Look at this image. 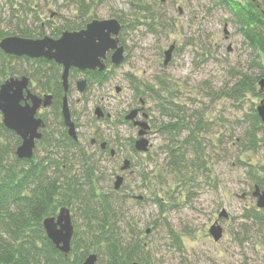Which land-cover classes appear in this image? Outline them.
Masks as SVG:
<instances>
[{"label": "rangeland", "instance_id": "rangeland-1", "mask_svg": "<svg viewBox=\"0 0 264 264\" xmlns=\"http://www.w3.org/2000/svg\"><path fill=\"white\" fill-rule=\"evenodd\" d=\"M16 1L14 13L7 0H0V29L13 33L23 27L31 38H55L58 29L64 32L74 23L82 29L93 19L117 18L124 25L120 32L123 63L110 62L109 81L91 83L84 92L77 89V82L86 78L84 73L72 71L69 105L79 142L97 169V186L123 201L116 204L119 225L124 232L134 229L151 264H264V225L245 217L249 211L264 213L252 195L257 185L254 175L264 181V143L259 141L256 150L244 148L248 115L264 93L259 84L261 96L249 94L240 101L229 94L239 72L259 70L232 11L221 0H142L154 12L153 22L135 6L138 0ZM172 44V59L165 65V51ZM130 76L137 78L140 93ZM160 78L167 86L161 95L180 109L171 107L178 111L172 119L160 112V101L145 92L144 84L158 91ZM97 108L107 116L99 118ZM133 110L138 111L136 120L150 126L147 152L132 149L140 138L139 127L126 119ZM39 114L57 129L50 108ZM182 119L190 129L174 133L163 129ZM191 129H196L199 140L197 152L195 141L185 142ZM257 137L260 140L264 134ZM94 138L107 141L115 155L102 152L100 144L94 147ZM170 147L184 152L186 167L181 171L171 163ZM126 160L130 164L122 172ZM77 169L75 165L73 171ZM117 175L125 178L119 190L114 186ZM156 197L167 203L164 212ZM222 210L228 218L219 219ZM71 213L73 222H82L76 208ZM216 219L224 229L219 241L210 234ZM91 253L99 259L97 249Z\"/></svg>", "mask_w": 264, "mask_h": 264}, {"label": "trees", "instance_id": "trees-1", "mask_svg": "<svg viewBox=\"0 0 264 264\" xmlns=\"http://www.w3.org/2000/svg\"><path fill=\"white\" fill-rule=\"evenodd\" d=\"M7 1L15 13V4H18V1ZM221 1L232 11L245 43L255 54L254 64L259 69L257 74L239 72L229 94L240 101L249 94L261 96L258 85L264 78V0ZM135 6L145 12V19L149 17L153 22L156 21L149 4L138 0ZM81 11L83 15L86 14L82 9ZM80 28L81 26L74 23L69 30ZM62 32L58 29L53 35L56 38ZM9 35L33 37L23 27L13 33L0 29V41ZM106 63L110 64L109 58ZM72 71L79 72L74 68ZM62 73V66L54 61L8 55L0 49V87L12 77H29L30 90L33 93L53 96L49 108L57 119V129L50 127L47 122V126L42 130L43 137L37 143L33 159H20L16 150L22 139L5 126L0 112V264H83L91 251L96 249L100 252L96 264H132L136 260L142 264H151L148 250L139 237L134 235V229L130 228V231L124 232L125 229L119 225L121 216L116 204L123 201L118 197L117 200L114 199L115 193L105 192L97 186L99 180L95 175L97 169L91 163L92 156L88 155L79 140L72 139L68 134L62 118L65 95ZM112 73V69H107L86 71L84 75L89 85H102L109 81ZM130 78L133 88L140 93L142 88L136 84L137 78ZM158 82V91L154 86L144 84L147 88L145 92L159 100L160 112L172 119L177 116L173 113L178 114V111L171 107L178 108V105L161 95L162 88L167 87L166 80L160 78ZM262 91L264 93V90ZM70 93L71 86L68 96ZM43 118L45 119L44 116ZM248 119V142L244 148L256 150L259 141L264 143V137L260 140L257 137L260 132L264 134V125L256 108L252 109ZM183 122V119L179 123L169 122L163 129L169 133L179 132L183 127L190 129ZM199 122L202 123V118L195 123L197 129L200 128ZM195 132L196 129H191V134L185 142L191 144L195 141L193 144L197 152L200 147ZM132 149L136 152L134 145ZM169 151L171 163L176 168L181 171L182 167H186V157L179 147H170ZM75 165L78 166L76 173L73 171ZM254 176L259 187L264 189V181L259 180L257 175ZM156 198L161 212H164L167 203L160 197ZM62 207H68L70 210L76 208L77 215L83 218L81 223L74 219L75 232L68 255L61 252L48 238L43 225L45 218L55 216ZM245 217L264 225V213L249 211ZM128 233L133 236L128 237Z\"/></svg>", "mask_w": 264, "mask_h": 264}, {"label": "water", "instance_id": "water-1", "mask_svg": "<svg viewBox=\"0 0 264 264\" xmlns=\"http://www.w3.org/2000/svg\"><path fill=\"white\" fill-rule=\"evenodd\" d=\"M121 29L122 23L117 18L93 19L80 30L64 31L59 38L6 36L0 41V49L8 55L25 56L31 59L43 58L62 66V82L65 90L62 105L63 121L69 136L77 140L76 125L72 118L68 99L70 71L72 68L82 72L104 71L107 68L105 61L110 52H112V63L120 65L125 59V48L120 44L119 37ZM174 49L175 44H172L165 51V65L171 61ZM259 84L261 91L264 90V78ZM29 85L30 78L23 76L7 79L0 87V112L3 123L22 139L16 150V155L20 159H33L37 141L43 137L41 130L46 127L44 119L38 116L39 110L51 106L53 100L51 94L39 96L33 93ZM86 85L85 79L78 81V90L83 92ZM256 109L264 125V99ZM96 114L98 117L103 116L100 108L96 109ZM137 115L138 111L133 110L126 119L132 120L135 126H140L138 132L140 138L136 141L135 148L139 152H147L150 142L146 135L150 126L146 121H137ZM102 145L104 147L106 143ZM129 164L130 161L126 160L123 170L127 169ZM122 182L123 176L119 175L115 188H120ZM253 196L258 197L257 206L264 208V190L256 185ZM222 217H229L225 210L219 214V219ZM43 225L48 238L61 252L68 255L71 251L75 231L70 209L68 207L60 208L55 216L45 218ZM210 234L215 241H219L223 237V227L218 219L210 227ZM97 261L98 255L92 253L88 255L83 264H96ZM132 264L142 263L134 261Z\"/></svg>", "mask_w": 264, "mask_h": 264}, {"label": "flooded vegetation", "instance_id": "flooded-vegetation-1", "mask_svg": "<svg viewBox=\"0 0 264 264\" xmlns=\"http://www.w3.org/2000/svg\"><path fill=\"white\" fill-rule=\"evenodd\" d=\"M255 1V0H254ZM111 55H112V52H110L109 54H108V57H107V59H106V61L108 60V58L110 59V62H111ZM123 63V62H122ZM121 63V64H122ZM120 64V65H121ZM106 65H107V68L109 69V64L108 63H106ZM114 66H115V64H113ZM107 70V69H106ZM87 80V79H86ZM89 82H88V80H87V86L89 85L88 84ZM263 100V98L261 99V101ZM260 101V102H261ZM260 104V103H259ZM44 109V108H43ZM102 110V113H103V116L102 117H105V116H107L106 115V113L103 111V109H101ZM138 116V115H137ZM145 117H146V119L148 118L146 115H145ZM137 118V117H136ZM137 121H145V120H137ZM136 127H139V130H140V126H136ZM149 131V130H148ZM106 143V145L103 147V143ZM100 141L98 138H94V139H92V145L95 147V146H97L98 144H100V148H101V150H102V152H108L109 150H110V153H111V155H115V151L114 150H111L110 149V145H109V143L107 142V141ZM125 165V164H124ZM123 167L124 166H122L121 167V171L123 172V171H126L127 169H125V170H123ZM119 175H117V177H118ZM121 176H123V175H121ZM124 180H125V178H124V176H123V182H124ZM117 181V180H116ZM123 182H122V184H123ZM116 183V182H115ZM121 184V185H122ZM115 186V185H114ZM121 187V186H120ZM115 190H119V188L118 189H116L115 188ZM71 211V210H70Z\"/></svg>", "mask_w": 264, "mask_h": 264}]
</instances>
